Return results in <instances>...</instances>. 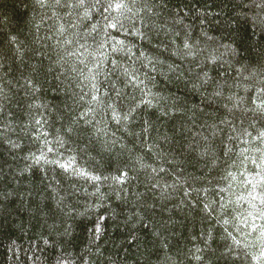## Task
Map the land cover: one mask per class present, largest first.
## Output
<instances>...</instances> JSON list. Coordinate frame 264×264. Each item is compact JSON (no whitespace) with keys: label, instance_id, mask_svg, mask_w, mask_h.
Here are the masks:
<instances>
[{"label":"trees","instance_id":"trees-1","mask_svg":"<svg viewBox=\"0 0 264 264\" xmlns=\"http://www.w3.org/2000/svg\"><path fill=\"white\" fill-rule=\"evenodd\" d=\"M48 2L52 6L42 8L36 0H0V264H57L61 257L67 264H199L193 254L205 248L209 231L206 264H233V258L222 255L232 244L224 229L242 243H253L259 232L248 225H264V220L253 221L261 207L253 197L264 195V181L252 187L260 172L252 159L259 163L264 143L252 139L257 133L249 127L251 115L239 109L228 114L225 108L231 107L229 95H246L244 87L264 71V36L251 23H243L240 14V5L248 0H147L152 11L141 13L145 38L109 30V43L124 40L131 48L118 53L107 43L99 48L102 34L81 38L84 23H96L98 14L91 22L79 23L75 13L69 17L67 9ZM237 15L242 21L239 32H230L236 27L231 17ZM9 34L18 35L22 46L42 52L44 72L38 77L28 68L37 60L28 59L31 52L23 60L17 58ZM186 37L197 56L178 54ZM211 56L220 57V62L214 69L209 63L205 70L239 86L205 108L208 93L193 85ZM124 69L138 79L135 86L117 85L125 94L116 102L117 111L123 116L133 101L138 107L118 124L107 105L114 99L110 81L129 79ZM25 78H38L39 90L32 92ZM92 95L102 102H92ZM142 97L151 99V106L139 103ZM89 106L100 131L69 139L64 129ZM222 119L235 120L236 132L220 124ZM256 128H264V121L257 120ZM244 129L252 137L229 141ZM45 140L54 149L47 158L71 163L70 169L33 163L32 154L47 151ZM227 148L233 151L225 155ZM243 149L247 152L241 155ZM109 159L127 162V181L91 179L119 175L114 168L108 170ZM205 204L213 209L211 215ZM49 206L57 212L55 220L50 219ZM223 220L230 223L224 225ZM97 223L99 233L94 232ZM64 227H70L68 234ZM161 240L168 247L162 248ZM248 251L258 254L255 248Z\"/></svg>","mask_w":264,"mask_h":264},{"label":"snow or ice","instance_id":"snow-or-ice-1","mask_svg":"<svg viewBox=\"0 0 264 264\" xmlns=\"http://www.w3.org/2000/svg\"><path fill=\"white\" fill-rule=\"evenodd\" d=\"M36 3L40 5V7H51L52 5L48 2V0H36ZM53 3L58 8L67 9L68 16L71 17L73 13L76 14V19L79 23L84 22H91L94 19L93 14L96 13L99 15L100 19L96 23H84V27L86 29L84 35L81 37L82 39L87 38H93V34L97 35H103L105 37L102 39L99 43V48H103L105 44L107 43L109 47L112 48L113 53H118L121 51H129L131 52V48L125 43L124 40H116L112 39L111 43H109V40L107 38L111 37V32L109 30L115 29L117 30V33L124 32L126 36H132V37H139V38H145L147 36V32L145 30H142L144 26V17L141 15V13H148L152 11V5L147 2V0H64L62 3L61 0H53ZM235 7V6H234ZM83 9V12L81 13L80 10ZM240 14L244 16L243 23H251V25L259 29V32L262 36H264V0H248L247 5L241 4L240 7ZM252 13L251 16L248 15V13ZM231 20H233L236 24V27L233 29H229L230 32H239L240 25H241V16L237 15L234 17H231ZM137 22L141 24V27H137ZM175 23H179V21H175ZM72 27H75V25H71ZM61 33L64 31V26L61 25L60 29ZM176 39H179V33L176 35ZM175 41H173L174 43ZM8 43L12 45V49L16 54L17 58H20L23 60V57L26 56L27 52H31V56L28 57L29 60H37L36 65L28 64V68L31 70V76L38 77L40 73L44 72L43 67V59H42V52L37 49H28L24 45V42L19 39L18 35H8ZM66 43H72L71 41H66ZM81 47H84V45H81ZM226 51L230 52L233 56H235L236 50L231 47V45H224ZM178 54H182L184 58L187 57H195L199 53L198 51L194 50V46L189 42V38H185L182 45V50L178 49ZM142 56L143 53H140ZM220 62V57L218 56H211L208 60H206L203 64V67L198 65V67H201V71L197 73V83L193 85L194 88L204 89L205 92L208 93L204 97L206 103L205 108L212 107L213 102L221 99L224 97L225 91H230L232 87H237L239 85H229L228 84V77L220 78V74L217 72L215 76L210 74V71L205 70L209 67V63L211 64L212 68L214 69L215 66ZM113 64H116V67L119 68V65L117 64L116 60L112 61ZM247 70V69H245ZM116 69H113V72H115ZM47 75V73H45ZM124 75L128 76L129 79L127 82L124 80H120L117 78L115 81H110L111 87L110 92L114 93V99L113 103L108 104V108L112 111V119L116 120L119 124L121 120H128L129 116L133 111L136 110L138 107V104L133 101L132 107L128 108V111L124 113L123 116H120L117 111V101H123L125 98L124 90L123 88L117 87L118 84H124L125 87L128 86V84H133L135 86L134 82L138 79V77L134 73L128 72L127 69H124ZM257 73H253L252 76H256ZM246 80H251L252 77H245ZM25 83L30 86L32 92H36L39 90V80L32 79V78H25ZM140 83H143L141 81ZM93 88H95V85H93ZM143 91V90H142ZM244 91L246 95H229L227 97V100L231 107L225 106L226 112L228 114H233L235 110L239 109L241 112H243L245 115H251L253 118V122L250 123L249 127L252 128L254 131H256V136L252 137V132L248 131L247 129H244L243 133H237L235 136H230L229 141L233 142L237 139H240L241 135L252 137L253 140L259 141L264 143V128L257 129L256 128V121H264V71H261L259 73V79L250 86L246 85L244 87ZM146 95H150L149 93H145ZM83 99V96H81V100ZM92 102L101 103V99L97 95H92L91 97ZM139 103L146 104L148 106H151L152 100L151 99H145L141 98ZM121 109L123 107L122 103L120 105ZM94 109L92 107H88L87 110L81 111L79 113L78 119L70 120L68 126L64 129V135L67 136L69 139H72L75 137H88L93 134V132H99L100 129L96 128V124L99 123V121H96L95 119L90 118L92 114L94 113ZM35 123L37 125H41V120H36ZM220 124L225 125L228 128H231L233 132H236V122L235 120L230 119H222L219 122ZM212 127H218L217 125H212ZM221 132L224 131L223 128L219 129ZM46 135V134H45ZM58 142L60 144V147H63V141H60L59 138ZM247 143V141H245ZM45 147L47 148V151H41L39 156H36L35 154H32V160L33 163L36 165H40L41 162L44 164H50V165H58L59 167L65 169L67 171L71 168V163L62 164L60 163L59 159H48L47 153H51L54 151L52 147L48 146V141L45 140L44 142ZM13 147L19 148V144H13ZM223 150V149H222ZM233 150L232 148H227L225 151V155L228 153H231ZM259 152L260 150L257 149ZM247 152V149H243L241 151V155H244V153ZM99 154V153H98ZM207 154V150L204 152H201L200 155L204 156ZM103 157H101V160L103 161ZM245 159H248L247 156H245ZM107 168L108 170H112L113 168L119 175L107 177L103 175H95L92 176L91 179L95 181H107L108 179L115 180L116 182L120 183L122 181H127L129 179L128 172L123 171L127 167V162L123 160H111L109 159L107 162ZM252 163L256 165L257 168L260 169V172L256 173V176L259 177V180H256V183H252V181H246L247 183H252V187L255 190L257 185L264 181V152L261 153L259 157V163H257L256 159H252ZM143 167V165H141ZM27 171V169H25ZM153 171H156V169H153ZM161 171H164L161 169ZM78 175H87V173H77ZM229 175H232L231 173ZM234 178V177H233ZM255 179V178H254ZM97 192L100 191L99 188L96 189ZM254 200L258 199L260 201L261 207L257 209V215L253 218V221L255 220H264V195L254 196ZM58 204L60 201L57 202ZM253 207L256 208V205L253 204ZM204 209L209 212V215H211V212L213 209L210 208L208 204L204 205ZM49 212H50V219L55 220L57 216V212L53 210L49 206ZM249 216H252L253 214L250 212L248 213ZM74 218V217H73ZM144 218H141V222H143ZM63 223H66L62 221ZM220 221L217 220V223ZM230 221L223 220V224L227 225ZM240 223L248 225L247 219H241ZM54 225L51 227L53 228ZM151 225H147L145 227V230L147 231V228ZM253 231H258L259 235L256 237L255 242L253 243H242L240 239H237L236 236H234L231 232H228L227 228L224 229V231L227 233V236L225 239H231L232 244L227 245L225 247V253L222 255H226L229 258H233V264H236V260H241L242 262L244 260H248L251 262H255V264H264V225L257 226L255 222L248 225ZM54 230V228H53ZM100 226L97 223L94 227V232L99 233L100 232ZM239 228H237V232H239ZM70 232V227H64V234H68ZM159 236V234H157ZM203 235V234H202ZM195 240L196 237H193ZM211 239V232L209 231L207 239L204 240L205 248H196L195 253L193 254V259L199 262V264H206L204 259V253L205 250L208 249L209 244L208 240ZM49 241L46 239L44 240V243L47 244ZM214 242V241H212ZM162 248L168 247L166 241L161 240ZM55 245V240L53 237V246ZM98 247V246H97ZM249 248H255L258 250V254L255 252H249ZM241 251H243V256H241ZM80 260L83 262L84 257L81 256ZM57 264H67V262L64 261V258L61 257L57 260ZM225 264H227V260L225 261Z\"/></svg>","mask_w":264,"mask_h":264}]
</instances>
